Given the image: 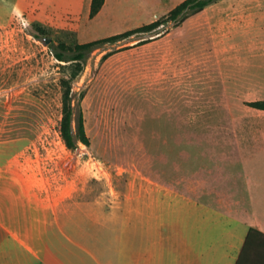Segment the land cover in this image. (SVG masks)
<instances>
[{
	"label": "rangeland",
	"instance_id": "1",
	"mask_svg": "<svg viewBox=\"0 0 264 264\" xmlns=\"http://www.w3.org/2000/svg\"><path fill=\"white\" fill-rule=\"evenodd\" d=\"M31 1L0 0L6 213L46 197L53 215L83 217L80 237L96 250L99 238L106 253L130 182L160 181L235 214L264 204V108L252 104L264 100V0H218L90 52L73 82L90 144L75 149L61 131L71 69L45 37L58 46L106 37L183 0H105L95 16L87 0Z\"/></svg>",
	"mask_w": 264,
	"mask_h": 264
},
{
	"label": "crops",
	"instance_id": "2",
	"mask_svg": "<svg viewBox=\"0 0 264 264\" xmlns=\"http://www.w3.org/2000/svg\"><path fill=\"white\" fill-rule=\"evenodd\" d=\"M2 199L0 264H264V204L235 214L160 181L130 182L104 253L99 238L96 250L80 237L83 217L53 215L46 197L27 213H6Z\"/></svg>",
	"mask_w": 264,
	"mask_h": 264
},
{
	"label": "trees",
	"instance_id": "3",
	"mask_svg": "<svg viewBox=\"0 0 264 264\" xmlns=\"http://www.w3.org/2000/svg\"><path fill=\"white\" fill-rule=\"evenodd\" d=\"M218 0H183L172 8L166 17L156 19L138 27L128 29L106 37L67 44L62 42L59 46L53 41L48 43L56 57L67 62V67L71 69L70 73L63 79V119H62V136L69 148L75 149L80 143L90 144V137L86 131L85 118L80 104L74 102L73 82L79 73L84 69L87 57L94 49L103 46L107 42H115L122 38L129 37L135 33L150 32L158 28L161 24L169 21L183 22L189 16L204 10L208 5ZM105 0H92L91 16H95L102 8ZM36 36L41 38V34ZM254 106L264 108V100L254 101Z\"/></svg>",
	"mask_w": 264,
	"mask_h": 264
},
{
	"label": "water",
	"instance_id": "4",
	"mask_svg": "<svg viewBox=\"0 0 264 264\" xmlns=\"http://www.w3.org/2000/svg\"><path fill=\"white\" fill-rule=\"evenodd\" d=\"M45 41H46L47 43H50V42L52 41V37H45Z\"/></svg>",
	"mask_w": 264,
	"mask_h": 264
}]
</instances>
